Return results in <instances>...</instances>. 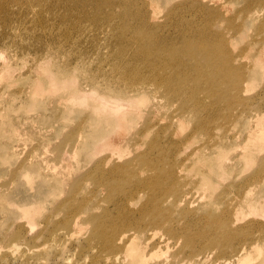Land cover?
Segmentation results:
<instances>
[{"label": "bare ground", "instance_id": "bare-ground-1", "mask_svg": "<svg viewBox=\"0 0 264 264\" xmlns=\"http://www.w3.org/2000/svg\"><path fill=\"white\" fill-rule=\"evenodd\" d=\"M52 1L38 0L39 9L30 15L32 23L17 22L9 19L10 15L4 16V23L20 41L16 37L11 39L9 47L5 37H0V57L3 58L0 95L8 100V88L25 75L31 79L28 86L20 89L26 92V97L35 100L43 97L46 91L53 98L58 96L56 103L62 100L81 105L90 103L99 120L103 117L110 122L109 127L106 125L108 128L104 129L103 126V130L101 127L95 137L92 149L95 162L89 170L83 166L71 171V159L65 161L60 153L55 156L60 164L54 161L58 166L49 163V167L56 170L61 167L63 188L69 195L83 191L81 178L88 176L99 184L98 189L104 191L108 185L109 191L114 192L113 195L108 193L109 198L116 194L117 199L128 206L121 205L122 211L117 210L115 214L104 207V215L95 226V234L102 246L113 251L112 263L152 264L151 259L156 258L153 264H245L252 259H259L264 264V200L256 195L259 193L256 187L264 184V111L252 110L246 102L248 99L243 98L247 89L241 71L243 67L238 69L237 65H247L243 62L246 54L235 55L225 48L227 43L223 46L225 42L222 44L218 39V45L210 42L214 38L211 39L208 32V28L213 27V17L209 14L212 21L208 18L209 22L199 26L198 39L195 37L192 42L194 37L190 39L184 35L188 33L184 27L181 29L185 31L179 30L183 34H176L175 40L168 38L172 35L165 38L168 31H163L165 37L155 35L154 31L161 24L149 10L146 16L138 12L140 14L134 18L127 17L126 13V16L116 13L123 3L119 0H55L56 5L50 6L48 3ZM256 1L264 11V0ZM226 3L228 5L230 0ZM85 5H89L90 10L81 12ZM18 7L25 8L21 4ZM67 8L75 9V12H61ZM260 15L257 9L250 12L255 23ZM83 17L88 18L87 22L81 21ZM106 23L113 26L114 40L115 35L119 39L130 30L134 33L129 43H115L116 54L109 46L112 51H108L113 53H107L109 58L107 54L104 58L102 51L96 56L98 49L83 46L84 33L74 32L91 27L93 29L88 30L99 35L101 30L94 28H102ZM240 24L239 28L243 27ZM43 36L50 39L43 42ZM112 39L110 42L114 43ZM258 43L259 49L252 57L253 65L264 68V43ZM31 44L37 48V56L28 54L24 57L16 51L21 45L22 53H30ZM130 44L132 50L127 52ZM73 55L77 56L71 60ZM30 59L33 62L30 71L34 75L16 74L14 64ZM79 78L90 87H83ZM209 96H213L211 100ZM147 101L161 114L156 116V121H153L154 117H148L149 120H145L148 124L145 123L141 130L142 123L139 124L136 130L140 138L138 136L139 140H136H145L147 136L150 139L143 141L147 142L144 148L141 141L131 149L136 136L128 134L134 118L130 115L141 116V108H138ZM245 102L251 109L238 110L237 106ZM4 116L9 118L10 115ZM248 116H252L254 122L251 126L248 124L245 134L235 130L234 127L243 124ZM225 118L229 121L224 122ZM8 122L4 123L6 127L17 130L16 123L9 119ZM190 123L193 126L191 132L183 134ZM161 135H167V143L160 142ZM79 136L72 142L75 147L80 141ZM234 139H239L241 146L231 151L229 141ZM128 142L130 149L125 148ZM252 168L250 174L240 178L243 171ZM87 202L88 197L80 202L77 221L80 219L81 224L97 220L93 212L85 214L86 220L82 219L89 204L92 209L101 208L103 204L89 203L87 206ZM258 202L261 207L256 206ZM119 219L118 226L124 229L118 232L111 220L116 224ZM109 229L114 231L109 232ZM161 249L166 251L159 254L160 258L157 252Z\"/></svg>", "mask_w": 264, "mask_h": 264}, {"label": "rangeland", "instance_id": "rangeland-1", "mask_svg": "<svg viewBox=\"0 0 264 264\" xmlns=\"http://www.w3.org/2000/svg\"><path fill=\"white\" fill-rule=\"evenodd\" d=\"M119 1L120 3H123L121 5L122 7H119L118 12L115 11L116 13H119L122 16H126V13L127 17L133 18L140 14L138 12H141L145 16L149 14V12L150 15L155 14L156 22L161 24V27L158 26L157 30L154 31L155 35H164L163 37H165L163 31H165V33L168 31L166 33L168 35H166L165 38H167L169 35H172L173 37H168L171 40L172 38L173 40H175L177 36L176 34H183V31L186 30V32L188 31V33L184 35H188L190 39L194 37V40H191L192 42H194L195 37L196 39H198L197 32L200 30L198 29L199 26H203L205 23L209 22L208 18H210L211 22L212 16L213 27H209L208 32L210 35H212L211 39H214L210 42L215 46L218 45L217 42L222 41V44L225 42L223 46H225V44L227 43L225 48L229 49L235 55H239V53L240 55L246 54V56L243 58L245 61L243 62L247 63V65H237L238 69L240 67H243L242 70H240L243 72L242 74H244L243 76L247 89V91L243 93V98L248 99L246 102L249 103V106L252 108V110L254 108V111L257 109H259L260 111H264V68H257L255 65H253L252 58L259 49L258 47L260 46V44L258 42L260 41L261 44L264 43L262 40L264 39V11L262 10V6H260L256 0H230V3H228V5L226 3L228 2V0ZM125 2L131 5V9ZM124 3L126 5H124ZM19 4L23 5L25 8L19 9ZM48 4L50 6H55L56 1L53 0ZM3 8L8 9L9 12L6 13ZM125 8H127L126 10L128 12L125 10ZM142 8L144 9V11ZM37 9H39L38 0H19L18 4L13 0H0V37H5V39L8 41L9 47V41L11 39L14 40L15 37L19 41L20 39L19 37L15 36L14 32H12L6 26V23H4V16L10 15L9 19L17 22L27 21V23H32L31 19L33 17H31L30 19V15L32 16L34 14L33 11L35 12ZM252 9H257L258 14H261L256 23L253 17L251 18L250 16V12ZM65 10L68 14L75 12V9L70 10L68 8L62 9L61 12L63 13ZM81 10H83L81 12H88L87 10H90V7L89 5H85L81 7ZM91 11H95L94 8H91ZM209 11L212 12L213 15L211 13H208ZM169 12H171L172 14ZM208 14L211 16L208 17ZM177 18L182 21L180 22ZM86 19L88 18L83 17L81 21L87 22ZM253 21L255 24L253 23ZM239 24L241 26L243 25V27H240L241 29L239 28ZM103 26L102 28L104 31L102 30L101 26H99L98 29H95L97 27L94 28V30H101L99 31V35H96V33H92L91 31H89V28L91 30L93 29L91 27H85L78 31L74 30V32L79 35H82V32L84 33V41L82 43L84 47L93 50L98 49V52L96 51V56H100L103 53V57L106 58L107 53H109V55H113V53L116 54V52H114V50L117 48V45H115V43H118V45L123 44L126 43V41L128 42L134 38V33L132 30H130L127 32V35H124L125 38L120 36L118 37L123 41L117 39L118 35H115L113 37H116L114 40L112 39V32H114V29L112 28L113 26H109L108 23H106V25L104 24ZM165 26L170 27L166 28ZM177 26L180 29H177ZM183 27L185 30L181 29ZM176 29L178 30V32ZM170 30H172L173 32H171ZM179 30H183L181 31L182 33ZM140 31L144 32L143 29H141ZM157 31H159V33ZM214 32H216L215 34L217 36L214 34ZM101 36L104 38V40ZM219 36H222L223 38H219ZM110 38L114 43L110 42ZM48 39H50L49 36H43V42ZM97 41H100V45L97 43ZM142 42L143 40H141V43ZM139 43L140 41L137 42V44ZM221 43H219V45ZM97 45H99L100 47ZM20 46L16 49V51L21 56L26 57L28 56V54L37 56V54L35 53V50L37 48H35L34 44H31V46L29 47L30 53H22V49H20ZM101 46L103 47V49ZM109 46H111L110 48L113 49V51L109 48ZM128 48L129 49L127 50V52H130L132 50L131 44ZM108 50H111L113 53L109 52ZM100 51H102L101 54ZM109 55L107 54V58L111 57ZM76 56L77 55H73L70 57V59L72 60L76 58ZM2 59L3 58L0 57V63ZM75 61L79 62L77 60ZM32 64V59H30L26 63L19 62L17 64H14L15 73L18 74L20 72L25 73L29 76L34 75V72L30 71ZM250 64L252 68L250 67ZM106 67H108V64H106ZM30 80V77L27 78L24 75L19 82L15 83L14 86L12 85L8 88L10 91L6 89L5 91L8 90L7 93L9 94L8 100H5L4 95H0V112L1 110H3V114H0V125H3L0 126V264H113L112 258H110L113 251H109L102 246L103 244H101L95 234V226L98 220L101 219L104 215L105 208H110L111 213L115 214L117 210L122 211L121 205H124L125 207L128 206L119 201L116 197V194L114 195V197L109 198L108 193L113 195L114 192L109 191L108 185L106 189H104V191L98 189L99 184L92 182L88 176L81 178L80 186H84V190L77 192V194L74 196L69 195L67 194V190L63 188L64 185L62 181V175L59 173L61 167L57 168V170L49 167L50 164H60L59 159H55L57 153H60L61 155H64L62 156L65 157V161H68L66 160L68 158L71 159V163H69L71 164V171L75 172L77 170H80L83 168V166L89 170V168H91V166L95 162V159L92 158V153L95 145V137L101 132V130H103V126L104 129L107 126L109 127L110 122L103 117H100L99 120V117L95 116L96 113L94 112L93 107L90 105V103L81 105L72 102L64 103V100H62L58 101V104L56 103V99L58 98V96L53 98L46 91L44 93V96L40 97L41 99L37 98L34 100L29 96L26 97V92L24 93L20 89L22 87L24 88V86H28ZM81 81L82 79H80L79 82L80 84H83V87H90L87 86L86 82L81 83ZM211 97L213 96H209L208 99L211 100ZM246 102L242 104L245 105L243 106L245 109L240 104L237 106L238 110L241 109L247 111L250 107L248 106V104H246ZM150 103L151 102L147 101V103L145 102V105L141 104L139 106L138 109L141 108L140 112H142L141 116L140 114H137V116L136 113L130 115L134 118L132 119L133 126L132 128H130V131H128V134H131L129 136L136 137L135 139H133V142L135 144L132 142V140L129 141L130 143H133H131V145H133L131 146L132 148L129 146L130 144L128 142L125 145L126 149H133L136 143H141V141V147L144 148L146 146L145 143L147 144L148 139H150L147 136L148 139H140L141 141H138V136L140 138V134L136 130L140 127L139 124L142 123V125L140 124L141 127L139 128L141 130L142 126H144L146 123L145 120H149L150 116L151 118L154 117L153 121H156L157 117H159L157 115L161 114L158 109L155 110L153 107H150ZM6 108L8 109L6 110ZM5 114L7 116L10 115L8 116L9 118L5 117ZM251 117L252 116H248L247 120L243 124H240L239 126L237 124L234 129L240 130L241 133L245 134L248 124H250L249 126L253 125L254 120L253 117L252 119ZM8 119L11 121V123L14 122V124L16 123L18 125L17 126L15 124V127H17L18 131L13 128L6 127L7 125L5 124L9 123ZM165 120L167 121L169 120V118H165ZM223 121L227 122L229 120L225 118L223 119ZM164 124L167 125L169 123ZM214 124L215 123L213 122L212 125L214 126ZM101 127L102 129L100 130ZM188 127L189 128H186V130H184L183 134L191 132L193 127L191 123L190 126L188 125ZM80 129L83 131H81ZM5 130H8V132ZM34 131L35 134H33ZM132 131H135L134 134ZM79 132H81V134ZM152 132L151 134H153ZM233 135L236 136L235 134ZM78 136L80 138V141L78 142L79 144L77 143L78 146L75 147L74 143L72 142ZM136 138L138 140H136ZM146 140L147 142H143ZM167 141V135H161L160 142L162 144H165L167 143ZM229 142L231 143L232 147L231 151H234L236 148L241 146L239 145V139H234L233 141L231 140ZM252 171L253 168L243 171L240 178L250 174ZM256 188L259 191V193L256 195H258L260 199L262 198V200H264V184H260ZM85 197H88L87 206L89 203L103 204L100 205L101 208L97 207L95 209H92L91 204H89V206L84 209L82 217H84L85 214H90V212H93L95 218L97 217V220L95 221L94 219L89 221L88 224H81L80 219V222L77 221V219L78 214H80L79 206L82 205L80 204V202L84 200ZM112 198H114L113 201H111ZM105 200L110 201V203H106ZM256 206L261 207V205H259V202L256 203ZM82 219L86 220V217ZM76 221L77 225H74ZM119 221L120 219L115 224V222L111 220L114 230L117 227L118 232L124 229V227L119 228ZM114 230L109 229L108 231L113 232ZM162 251L166 250L161 249L160 251H158L157 257L159 256V254L163 253ZM170 251L172 252L173 250ZM152 261L153 263H155L157 259L152 258L151 263ZM262 263L263 262L259 259H252L245 264Z\"/></svg>", "mask_w": 264, "mask_h": 264}]
</instances>
